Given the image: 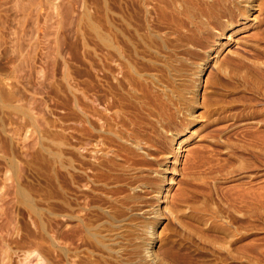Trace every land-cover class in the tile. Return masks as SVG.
<instances>
[{"label":"rangeland","instance_id":"obj_1","mask_svg":"<svg viewBox=\"0 0 264 264\" xmlns=\"http://www.w3.org/2000/svg\"><path fill=\"white\" fill-rule=\"evenodd\" d=\"M256 4V24L210 60L197 120L180 138L173 165L179 145L162 137L184 126L186 114L146 76L155 72L141 43L150 29H174L170 12L148 15L141 0H0V264L56 263L59 150L97 176L94 194L115 198L125 194L113 187L134 173L154 178L168 167L174 181L154 249L169 264H264V0ZM191 42L196 52L186 73L208 45ZM228 57L220 71L217 59ZM124 64L142 76L117 84L129 71ZM76 143L88 155L81 161ZM62 178L64 207L77 196L84 202L85 181L73 184L68 169Z\"/></svg>","mask_w":264,"mask_h":264},{"label":"bare ground","instance_id":"obj_2","mask_svg":"<svg viewBox=\"0 0 264 264\" xmlns=\"http://www.w3.org/2000/svg\"><path fill=\"white\" fill-rule=\"evenodd\" d=\"M141 1L144 5L147 3V0ZM151 1L152 2L149 3L152 6L150 5L148 7L147 5H145L148 15H150L152 12H160V14L170 12L175 20L174 29H169L167 27H163L160 29H150L149 35L147 37L142 36L144 38L141 41L143 46H141L145 49V52H143L144 56H142L144 58H147L148 64H150L151 66L149 67L151 68L150 71H152L153 73L155 72L154 74H146V76L150 78L151 83L155 86L157 92L161 93L160 95L163 96L165 101H170V103L177 104L181 111L186 114L187 119L184 123V126L180 125L179 127H174L171 134H169L170 130L165 131L167 136L162 137L163 140L168 139V141L179 145V148L175 150V162L173 164L177 165L180 156L179 151L183 143L179 142L180 138L192 129L194 123L197 120V116L195 115V113L198 106V94L200 91L202 79L206 74L208 64L214 55H219V52L224 48V46L230 44L233 36L237 33V31H239L243 26L244 28L252 27L251 21L253 20L252 18L256 11L257 0ZM107 16L110 23L109 5L107 6ZM257 19L255 18L253 21L255 22ZM182 29H184V32H182ZM228 34H231L229 38L227 37ZM195 39L200 40V42H205V45L208 44L207 50L205 49L206 51H203L202 55L198 53V61L193 63L192 68H190V70L186 73L185 67L187 68L189 64L188 62H191V52H196L194 48H191L190 46L188 47V45L193 44L191 40L193 41ZM243 39L240 40L241 43L244 42ZM224 40H226V42H224ZM189 42L191 43L189 44ZM236 43L238 44L239 42L236 41ZM184 46H187V48H184V50H180ZM231 53L234 52L231 51ZM229 62V57L224 61H219L218 58L216 61V65H218V69L221 71L229 66ZM125 64L124 67L122 66V69L128 68L129 71H127L126 73L124 72L122 77L116 78L117 84H123V82L125 80L127 81V79H129L130 82L132 81V83H134L133 81H135L134 79L137 75L142 76V74L139 72L140 70L136 71L132 65L125 66ZM160 118L162 117H159L156 120L158 121V119ZM161 126L162 130L171 128L169 123H167L166 126L161 124ZM106 132H108V130ZM127 140L128 142L130 141L132 145L135 144L138 147H136L137 149H140L141 142L138 138L133 135H129L127 137ZM77 146L78 145L76 143V146L74 145V147H76V156L78 157L79 161L82 160L80 159V156L82 158L83 156L87 158L88 155L80 153ZM86 151L85 153L87 154L88 152ZM59 153L58 197L60 199V204L58 206V220L55 230V264H169L167 261H165L164 258L158 256L154 249L158 244V229L163 224L164 219L161 204L165 203V201L163 202V199L168 201L171 189L170 186H172V182L174 181L173 179H171V184L169 185V180L167 177L168 167H165L164 165L163 167L160 166V171L158 169L154 172V178L149 174L144 175L143 172L134 173L135 175H133L130 179L128 178V180H126L127 182H124V185L113 187L112 192L114 191L115 195L120 193L125 194L122 197L115 198V196H103L105 195V193L103 195L94 194L95 192L100 190L96 185L98 183H96L97 176L89 177L91 175H89L90 172L88 174L86 173V170L88 168H85L83 166L81 167L80 165L79 167H77L75 165V161L77 162L78 160H75L71 157L68 161H66V159L62 157L63 154L61 153L63 152H60L59 150ZM96 156L97 155H95V158L93 157V159H96ZM102 157L103 156H99L98 160L104 159V157ZM96 160H94V163L96 162ZM103 164H107L108 166L109 162H101L100 166ZM97 167L95 169H97ZM90 168V170L92 171L93 168ZM65 169H68V174L72 183L75 179L78 180V178H81L83 182L85 181L84 188L86 189H82L84 190L83 194L80 193V195L82 194V197L84 198V202L79 203L78 201L80 200H77V196L73 201L69 199L70 201L65 202L64 204L67 205H65L66 207H64L62 200V177ZM76 184L78 185V183ZM105 189L106 188H104L103 192L106 191ZM72 191L73 190H71V192ZM147 193L153 195V197L151 196L154 201L153 203H146L145 196ZM74 194L76 195V193ZM166 209L169 208L166 207ZM2 211L3 210L1 209L0 212ZM28 263L31 264L30 262Z\"/></svg>","mask_w":264,"mask_h":264}]
</instances>
